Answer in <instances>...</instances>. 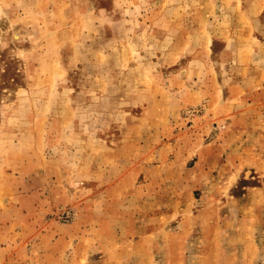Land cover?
Returning <instances> with one entry per match:
<instances>
[{"label":"rangeland","instance_id":"obj_1","mask_svg":"<svg viewBox=\"0 0 264 264\" xmlns=\"http://www.w3.org/2000/svg\"><path fill=\"white\" fill-rule=\"evenodd\" d=\"M0 264H264V0H0Z\"/></svg>","mask_w":264,"mask_h":264}]
</instances>
